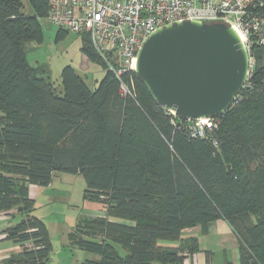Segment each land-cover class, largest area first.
I'll return each instance as SVG.
<instances>
[{"label": "trees", "instance_id": "trees-1", "mask_svg": "<svg viewBox=\"0 0 264 264\" xmlns=\"http://www.w3.org/2000/svg\"><path fill=\"white\" fill-rule=\"evenodd\" d=\"M48 11L46 0H0V214L15 211L20 219L6 239L32 246L12 262L49 263L53 246L34 216L30 186L48 187L56 173H67L81 174L84 199L105 209L80 219L69 235L100 256L81 264H184L197 240L163 243L195 227L207 234L219 219L239 239L240 264H264V30L250 38L248 86L213 117L212 130L192 137L191 122L158 106L133 71L122 77L130 90L123 95L88 36L82 51L104 66L103 79L92 90L66 67L59 92L28 61ZM254 11L264 18V6ZM67 34L59 29L57 38Z\"/></svg>", "mask_w": 264, "mask_h": 264}, {"label": "water", "instance_id": "water-1", "mask_svg": "<svg viewBox=\"0 0 264 264\" xmlns=\"http://www.w3.org/2000/svg\"><path fill=\"white\" fill-rule=\"evenodd\" d=\"M250 65L232 27L190 21L151 34L138 52L135 74L158 106L194 121L223 114L244 88Z\"/></svg>", "mask_w": 264, "mask_h": 264}, {"label": "built area", "instance_id": "built-area-1", "mask_svg": "<svg viewBox=\"0 0 264 264\" xmlns=\"http://www.w3.org/2000/svg\"><path fill=\"white\" fill-rule=\"evenodd\" d=\"M46 2L49 6L46 20L68 33L88 36L95 53L105 62L108 70L120 80L123 95L129 94L130 90L129 84L122 81V77L127 72H135L142 44L160 28L190 21L208 24L222 22L238 33L249 53L251 36L264 30V18L254 11L255 7L264 6V0H46ZM260 41L264 44V34ZM252 69L251 58L250 74L244 88L249 84ZM168 112L172 116H177L172 111ZM190 122L192 137H204L205 129L212 130L214 127L213 118Z\"/></svg>", "mask_w": 264, "mask_h": 264}, {"label": "rangeland", "instance_id": "rangeland-1", "mask_svg": "<svg viewBox=\"0 0 264 264\" xmlns=\"http://www.w3.org/2000/svg\"><path fill=\"white\" fill-rule=\"evenodd\" d=\"M26 13H30L27 4ZM40 25L43 40L33 41L27 47L31 66L43 68L47 78L59 92L63 91L62 74L66 67H71L81 76L90 89H96L106 69L99 62L91 61L84 55L82 51L84 35L69 32L59 40L58 27L53 26L46 19L41 20ZM86 189L81 174L67 173H56L52 184L48 187L30 186V197L35 200L34 216L44 221L51 236L53 251L50 264H81L100 259L97 254L80 250L69 239L80 219L100 215L97 212L100 210L98 207L101 206L97 203L92 205L84 199ZM6 217L9 221L3 223L4 227H12L20 220ZM118 249L123 253L120 248ZM217 254L219 255V252Z\"/></svg>", "mask_w": 264, "mask_h": 264}, {"label": "crops", "instance_id": "crops-1", "mask_svg": "<svg viewBox=\"0 0 264 264\" xmlns=\"http://www.w3.org/2000/svg\"><path fill=\"white\" fill-rule=\"evenodd\" d=\"M97 205L101 206L98 207L100 210L97 213L103 214L105 209L102 205ZM12 213L14 212L0 214V264H15L12 261L18 259L25 248L32 247L30 243L17 244L6 239L7 235L4 232L9 227H4L3 223L9 221L6 216L12 217ZM192 238L197 240L198 251L191 256L185 255L184 264H240L239 239L225 220L215 221L207 234L202 233L201 227L186 229L182 233L181 241L163 244L174 247L184 246ZM50 262L51 258L48 264Z\"/></svg>", "mask_w": 264, "mask_h": 264}]
</instances>
